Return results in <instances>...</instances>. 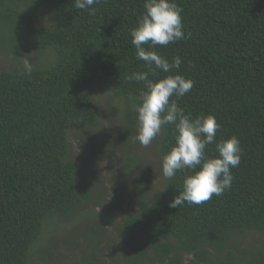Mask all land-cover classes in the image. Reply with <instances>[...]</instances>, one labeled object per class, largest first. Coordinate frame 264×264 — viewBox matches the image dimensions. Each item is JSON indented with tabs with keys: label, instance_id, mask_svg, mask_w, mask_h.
Listing matches in <instances>:
<instances>
[{
	"label": "trees",
	"instance_id": "1",
	"mask_svg": "<svg viewBox=\"0 0 264 264\" xmlns=\"http://www.w3.org/2000/svg\"><path fill=\"white\" fill-rule=\"evenodd\" d=\"M143 2L100 0L90 15L74 0H0V54L13 60L11 69L0 68V264H30L47 224L72 218L90 198L69 158V134L97 125L96 95L108 93L132 111L140 103L143 83L127 77L146 71L130 35ZM176 3L186 39L157 51L170 61L179 56L174 71L194 83L177 104L193 118L214 115L216 140L236 136L241 163L232 187L201 205L169 207L183 172L141 199L120 228L133 243L127 263L264 264V249L232 243L238 234L264 237V0ZM23 51L33 52L31 76L20 74L23 59L15 56ZM174 142L168 125L158 141L161 158Z\"/></svg>",
	"mask_w": 264,
	"mask_h": 264
},
{
	"label": "rangeland",
	"instance_id": "2",
	"mask_svg": "<svg viewBox=\"0 0 264 264\" xmlns=\"http://www.w3.org/2000/svg\"><path fill=\"white\" fill-rule=\"evenodd\" d=\"M52 17L51 13L47 15ZM46 16V17H47ZM32 58L21 52L15 58ZM13 60L0 54V68L11 69ZM94 100L97 125L69 134V158L80 166V182L90 193L71 215L51 220L42 239L32 250L30 264H72L95 259L104 264H128L133 243L126 241L120 228L125 217L138 213V202L162 192L159 136L144 147L137 134L136 111L108 93ZM134 160L128 168L126 158ZM240 250L264 249V237L255 233L238 234L232 240ZM147 264V263H146Z\"/></svg>",
	"mask_w": 264,
	"mask_h": 264
},
{
	"label": "clouds",
	"instance_id": "3",
	"mask_svg": "<svg viewBox=\"0 0 264 264\" xmlns=\"http://www.w3.org/2000/svg\"><path fill=\"white\" fill-rule=\"evenodd\" d=\"M100 0H74L76 9L95 13ZM144 11L130 30L136 58L144 62L146 71L134 72L128 81L142 82L144 90L137 105V134L135 140L148 147L166 126H173L174 144L162 158V175L172 180L178 172L186 173L182 190L170 202L178 208L185 203L201 205L221 196L232 187V169L241 163L242 148L236 136L216 140L220 124L214 115L193 118L177 104L194 86L193 81L179 74V56L166 59L157 51L186 39L182 23V9L176 0H144ZM147 45V48L145 47ZM34 68L29 58L22 60L21 75L31 76ZM164 73L159 79H153ZM176 97V99H172ZM215 145V155L208 154V146Z\"/></svg>",
	"mask_w": 264,
	"mask_h": 264
}]
</instances>
